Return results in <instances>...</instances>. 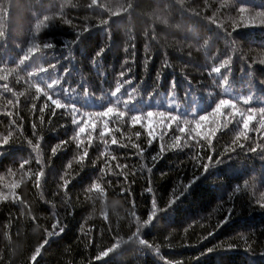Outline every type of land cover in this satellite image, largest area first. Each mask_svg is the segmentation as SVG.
Wrapping results in <instances>:
<instances>
[{"label":"trees","instance_id":"16d2710c","mask_svg":"<svg viewBox=\"0 0 264 264\" xmlns=\"http://www.w3.org/2000/svg\"><path fill=\"white\" fill-rule=\"evenodd\" d=\"M89 4L91 0H0V30L5 32L0 67L16 69L0 81L12 88H0V194L6 197L0 199V264H264V128L259 117L247 138L238 141L242 125L231 116L209 115L197 130L200 136H189L195 124L185 127L182 122L210 113L220 98L254 94L257 99L250 106H264V19L256 16L264 12V0ZM115 11L119 15H111ZM44 16L52 19L37 41L54 43L46 50L48 61H28L17 68ZM225 29L232 33V43ZM77 34L79 42L65 48ZM100 49L104 52L94 63ZM228 57L230 95L223 93L217 74H210L211 67ZM57 59V75L70 69L62 86L75 90L73 102L81 112L102 111L114 99L110 92L124 72L122 79L131 83L121 89L122 99L137 90L129 107L144 113L170 111L181 118L185 133L159 116H145L142 126L132 125L126 115L113 117L101 137L105 118L93 117L95 131L86 129L77 148L72 116L64 109L55 115L49 109L41 112L46 98L35 99V89L27 83L28 71ZM85 87L88 96L83 95ZM118 107L124 110L123 104ZM212 129H217L214 135ZM149 130L155 137L150 146ZM113 136L117 144L111 143ZM61 142L67 143L53 154ZM85 150L88 155L81 161ZM61 177L69 181L66 188ZM94 182L100 189H92ZM137 228L151 248L133 235ZM45 240L32 262V253ZM117 242L119 247L97 259Z\"/></svg>","mask_w":264,"mask_h":264},{"label":"snow or ice","instance_id":"6c2138e0","mask_svg":"<svg viewBox=\"0 0 264 264\" xmlns=\"http://www.w3.org/2000/svg\"><path fill=\"white\" fill-rule=\"evenodd\" d=\"M93 5H97V0H91V4L88 6L91 8ZM132 5L129 4L128 7H131ZM101 7H104L101 5ZM126 10V9H125ZM246 11L243 7L239 9L240 14H243ZM111 15H119V11L112 12ZM257 17L264 19V12H260L256 14ZM52 17L44 16L42 21H39L35 25V31L32 36V42L29 44L27 49L24 51L23 55L21 56L19 63L17 64V68L20 65H24L28 61H48V54L46 50L53 49L55 47L54 43L51 41H45L42 44L37 41V35L40 32L41 28L48 27L47 22L51 20ZM215 23V20L212 21ZM103 25H107L108 21L103 20L101 22ZM218 27L223 28L222 25H217ZM84 31H88L86 28ZM225 32V38L229 39L230 43H232V33L228 32L226 29ZM5 32L3 30H0V39L4 38ZM80 40V34H77V38L75 41L71 42L70 44L64 45L65 48H69L75 43H78ZM104 49H100L96 53V57H94V63L97 61V59L103 54ZM64 59H69L68 56H65ZM0 63H4L3 61H0ZM59 64V59H57L56 63H49L48 67H44L43 64H41L38 68H32L31 71L27 72L28 76V85L29 88L35 89V99H39L40 96L45 97V101L43 103V106L40 108V111L43 112L45 109H49L52 115L56 114L57 109H64L72 116V123L76 126L77 131L75 132V135L73 137L74 140L77 141V148L81 146L83 141H81L79 138L81 134L85 133L86 129L91 128L92 131H95L97 124L93 120V117L97 118H105L103 120V129L100 131L99 135L101 137H104L106 133L108 132V124L109 121L112 120L113 117L116 118V120H122L126 115L129 116L130 123L132 125L141 124L144 120L145 116L147 118H152L154 115L159 116L162 119H166L168 122V126H171L172 122H176L177 127H179V131L181 133H185V127L191 124H195L194 128H190L188 131V135L191 136L192 132H196V136H200L201 133L197 131L201 127V122L205 121L209 118V115L220 118L224 116H231L233 118V122L237 125H242L241 131H238V134L236 136V140H240L241 137L247 138V133L249 130L250 124L254 120H256L257 117H259V123L261 128H264V106L261 107H251L254 100L257 99V97L254 94H248V95H236L231 98H220L218 99L214 107L211 108L210 113L206 112L205 114L199 115L198 119L195 120H189V119H183V124L185 127H180L181 118H179L177 115H173L172 112H164V111H147L144 113L141 110L134 109L132 107H129L130 104H133L135 102V97L137 90L131 89L128 92V99L123 100L121 93V89L124 87L125 84H130V80H123L124 72L120 73L121 79H118L116 82L115 89L110 92V96L114 99L109 101L106 107L103 108L102 111H93V112H81V110L77 107V105L73 102V93L75 92L74 89L70 90L67 87L62 86V81L64 76L68 75L70 72L69 68H65L62 75L56 74L57 65ZM230 64H231V57H228L226 59H223L218 65H214L210 69V74H217L219 79L222 81V87H223V93L230 95V89L227 87L229 84V76L226 74L227 72H230ZM49 68L52 69V71L49 73ZM16 69L8 68V67H0V81H7L9 75H11ZM224 70V72H222ZM130 71V69H129ZM40 73L47 74L46 77H40ZM190 83V82H189ZM171 88L175 89V81L171 82ZM0 88H2L5 92H12V88L9 87L8 83H4L0 85ZM63 94L64 99L61 98V95ZM120 94V95H118ZM83 95L88 96L90 95L88 93L87 88H84ZM55 97V98H54ZM50 101V104L48 103ZM9 104L12 103L11 100L8 101ZM260 103L264 105V99L260 100ZM123 104L124 110H120L118 105ZM248 105L249 107H240L238 105ZM36 105L33 104V108H35ZM193 115L195 116V111L193 112ZM239 117V120L236 119V117ZM81 120H83V123H81ZM143 126V125H142ZM35 127V126H34ZM217 129H212V134H215V131ZM140 133L137 132L136 136L139 137ZM148 145L150 146L152 143V140L155 139L153 136V132L151 130L148 131ZM208 137H205L207 139ZM177 146H179L180 137H176ZM8 140L5 138L4 143H7ZM90 142V141H89ZM31 144L32 141H29ZM67 142H61V144H57L53 149L52 153L56 154L57 150L61 148L62 144H66ZM112 144H117V140L115 136H113L111 140ZM134 148L139 149L141 152L144 151V149L141 148L139 144L132 145ZM243 147V145H240ZM39 145L34 146V150H38ZM163 150V149H162ZM251 151H255V149H251ZM88 155L87 151L85 150L83 152V155L79 157L81 161ZM114 158V157H113ZM153 161L157 159V157H152ZM209 160L211 161V157H209ZM220 161H217L219 163ZM27 163V161H25ZM39 163V161H38ZM70 166V165H69ZM119 166V165H118ZM24 167V164H21V168ZM204 170L207 172L208 165H204ZM44 176V172L41 170L36 174V181L37 186H39L40 178ZM62 180H64V187L66 188L69 181L65 180L64 177H61ZM198 179V178H197ZM192 183H195V180L192 181ZM191 185L186 186L179 194L175 195V198L169 202V207H171L172 204L176 203L177 200L180 199V196H182L186 191L187 187H190ZM13 188L19 187V185H13ZM92 189H100V184L94 182L92 184ZM151 191V189H149ZM6 197H3L2 194H0V199H3ZM262 208H264V204L260 205ZM153 207L155 208V203H153ZM232 210H230L231 212ZM155 215V212H153L151 215L148 216V219L144 222L145 225L149 224ZM226 222V221H225ZM54 228L56 225L53 226ZM60 231H63L62 228L59 229ZM139 231L140 229L137 228V232L133 235L138 239L139 243L141 245H144L147 248H151L152 245L149 244L146 240L139 238ZM55 232H49L48 235H54ZM211 234V233H210ZM48 241L45 240L42 244L37 246L32 253L30 260L32 262H35L37 260V257L41 253V249L44 247L45 244H47ZM119 247V242L114 243L112 246L108 247L106 250L101 251L99 255L97 256V259H100L102 257H106L109 255V253L113 252L114 249ZM156 251L158 252L159 249L157 248ZM209 251H212V249H209Z\"/></svg>","mask_w":264,"mask_h":264}]
</instances>
